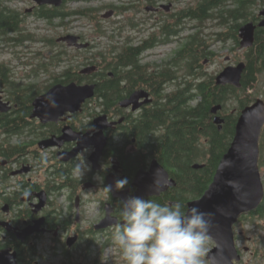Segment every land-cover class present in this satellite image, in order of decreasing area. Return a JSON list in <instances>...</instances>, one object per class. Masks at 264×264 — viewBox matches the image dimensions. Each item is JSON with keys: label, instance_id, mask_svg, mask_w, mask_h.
Masks as SVG:
<instances>
[{"label": "flooded vegetation", "instance_id": "1", "mask_svg": "<svg viewBox=\"0 0 264 264\" xmlns=\"http://www.w3.org/2000/svg\"><path fill=\"white\" fill-rule=\"evenodd\" d=\"M103 1L63 0V5L57 8L41 7L30 0L22 14L23 25L28 18L43 21L40 17L43 9L70 14L73 12L68 8L71 3L92 5L95 2L103 4ZM205 1L118 0L117 5L97 8L102 12L103 20L91 21L99 35L92 38L74 34V22L70 16L53 23L46 21L50 26L63 29L62 36L56 39L36 37L26 33L24 27L26 38L11 33L0 34V264H88L92 250L100 247L102 253L101 248L108 247L110 241L107 237L111 236L115 225L105 229L97 227L109 216L119 217L121 202L136 196L138 188L134 183L137 174L140 170L150 171L155 160L148 156V150L139 149L138 133L134 130H138L139 118L150 112L153 115L171 92L179 88L181 78L168 80L163 73L171 68L177 76L181 75L182 65L178 66L175 60L186 58L188 37L204 28ZM208 1L214 3L217 0ZM240 1L220 0L219 3L226 5L222 9L235 11L239 9ZM249 1L243 0L248 19L238 22L239 30L245 24L253 22L258 25L263 20L264 0ZM0 3L6 6L5 1L0 0ZM258 5H263L261 11L252 13ZM108 13L112 16L104 18ZM114 17L124 20L115 21ZM211 22L208 21L205 28L210 50L213 43L222 44L216 41V34L225 33L227 28L225 24L218 25L220 19ZM234 24L231 21L228 27ZM103 25L107 26V31ZM145 29L150 32L141 36ZM127 31L129 33L125 35ZM261 34L264 37V29L257 28L255 42ZM68 36L78 37V44L60 41ZM148 37H151V56L158 49L176 47L167 61L150 63L151 90L132 84L128 76L132 65L117 59L127 55V51H137ZM232 42L230 40L228 44ZM34 45H46L50 56L38 51ZM250 49L239 47L237 50L248 52ZM142 63L148 64L143 60ZM201 64L206 68L211 62L207 59ZM114 65L117 67L113 68ZM75 86L96 88L95 97L85 101L79 111L62 103L64 96L58 101L59 94H50L56 88L65 90ZM99 89L120 91L126 96L116 103L108 101L109 108L106 109V104L98 100ZM137 91L148 92L151 103L137 110L133 106L122 107L121 102ZM102 116H106L112 126L104 131L107 143L98 164L91 161L97 150L93 145L72 157L80 146H84L85 136ZM164 130V126L151 124V136ZM81 153L90 166L84 177L73 173L77 157L83 159ZM259 166L260 170L264 168V128ZM123 178L128 179V185L122 191L115 190V181ZM108 185L113 186L111 193L104 188ZM173 188L176 187L169 188L161 197L173 192ZM25 190L32 193L31 197H23ZM157 198L160 197L145 199ZM263 207L264 200L258 211L240 217L233 228L235 247L241 256L235 264H243L248 253L252 256L258 254L247 246L241 248L240 244L246 236L245 224L264 232V213L259 212ZM246 239L248 243L254 242L253 238ZM212 242L215 248L216 243Z\"/></svg>", "mask_w": 264, "mask_h": 264}, {"label": "trees", "instance_id": "2", "mask_svg": "<svg viewBox=\"0 0 264 264\" xmlns=\"http://www.w3.org/2000/svg\"><path fill=\"white\" fill-rule=\"evenodd\" d=\"M83 1L90 2L91 0ZM219 1L211 3L206 0L204 2V28L195 36L188 37L185 45L186 58L175 60L178 66L182 65L179 70L182 74L177 76L176 71L171 68L163 73L164 78L168 80L181 78L179 88L171 92V96L156 108L153 115L150 112L139 118L138 130H134L138 133L139 149L148 150V156L156 159L177 183L173 192L155 201L160 204L178 201L184 205L185 211L188 203L202 198L213 183L219 164L233 142L241 111L257 101L255 94L248 92L255 87L259 76L264 74V37L262 34L258 36L254 46L245 53L247 66L240 89L229 85L217 86L216 75L210 74L202 66L203 61L209 59L213 63L217 56L209 49L211 43L205 29L208 21L213 22L220 19L218 25L225 24L226 32L216 34L218 37L216 41L226 46L231 40L233 41L232 50L237 51L240 47L238 38L240 24L238 22L241 19H248L247 8L243 0L240 1L239 9L235 11L222 9L226 5H221ZM217 8L220 10L214 11ZM209 9L212 12H208ZM100 12L95 8H80L70 14L43 9L40 17L43 21L50 23L55 22L56 19L64 20L68 16L98 21ZM231 21L235 24L228 27ZM23 32L22 14L0 3V34L11 33L12 36L26 38L28 35ZM146 51H151V37L145 39L144 45L140 46L137 51H127V55L117 59L126 65L128 63L132 65L128 71L132 84L145 86L151 90V64L142 63ZM116 67V65L113 66V68ZM125 96L126 94L120 91L111 92L102 89H99L97 93L98 100L106 104V109L109 108L108 101L116 103ZM220 105L222 111L219 115L224 119L222 131L215 125L211 112L214 107ZM151 124L154 127L164 126L165 130L161 134L151 136ZM197 164L204 165V167L196 170L194 166ZM263 208L259 212L264 213Z\"/></svg>", "mask_w": 264, "mask_h": 264}, {"label": "water", "instance_id": "3", "mask_svg": "<svg viewBox=\"0 0 264 264\" xmlns=\"http://www.w3.org/2000/svg\"><path fill=\"white\" fill-rule=\"evenodd\" d=\"M34 1L41 7L53 6L58 8L63 5V0ZM111 16L112 14L108 13L104 15V18H110ZM261 16L263 20L258 25L251 22L242 26L239 30L240 48L242 50L254 46L257 28L264 29V10L261 12ZM60 41L69 42L72 45L78 44L79 38L68 36ZM225 61L229 63L230 58H225ZM245 70L246 63L244 62L239 63L237 66H227L215 77L216 85H229L240 89ZM50 94H59L57 95L58 101H61L62 96H64L62 103L70 104L73 107L72 109L79 111L85 101L95 97L96 88L95 86H75L65 90L56 88ZM142 99H144L143 102H141ZM149 103H151L150 94L145 91H137L130 98L122 101L121 106L124 108L133 106V109L137 110L142 105ZM221 111V105L211 110L214 123L220 131H222L224 124V119L219 115ZM111 126L112 124L108 123L106 116L98 118L95 128L84 138L86 143L84 146H80L72 157L76 156L80 150L93 145L97 150L92 155L91 161L94 165L98 164L107 143L104 131ZM263 128L264 101L258 99L241 111L233 142L222 158L209 189L202 198L188 203L187 210L191 207H199L201 211L211 214L208 217L212 224L209 239L216 243V247L207 255V259L211 264H235V262L241 260V256L235 247L233 228L240 217L258 211L264 200V184L259 166L260 140ZM92 133L95 134L90 138L89 136ZM225 161L230 162V166L221 169V165ZM203 167L204 165L197 164L194 169L198 170ZM134 184L138 188L136 196L143 199L161 197L169 188L177 186L175 179L171 178L170 173L156 159L152 161L150 171H139ZM155 184L160 187L159 191L155 192ZM111 223H114V221L108 217L97 228L105 229L114 226Z\"/></svg>", "mask_w": 264, "mask_h": 264}, {"label": "clouds", "instance_id": "4", "mask_svg": "<svg viewBox=\"0 0 264 264\" xmlns=\"http://www.w3.org/2000/svg\"><path fill=\"white\" fill-rule=\"evenodd\" d=\"M77 161L73 173L84 177L90 166L84 155L83 159L78 156ZM227 166L230 162L225 161L221 169ZM128 183L127 178L117 179L115 190L122 191ZM104 188L110 193L113 191L112 185ZM154 190L159 191L160 187L155 184ZM22 195L29 198L32 193L25 190ZM210 215L199 207L185 211L178 201L160 204L130 196L121 202L119 217L109 216L115 228L111 233L109 254L101 259L102 264H109L117 253L124 264H205L212 227Z\"/></svg>", "mask_w": 264, "mask_h": 264}, {"label": "rangeland", "instance_id": "5", "mask_svg": "<svg viewBox=\"0 0 264 264\" xmlns=\"http://www.w3.org/2000/svg\"><path fill=\"white\" fill-rule=\"evenodd\" d=\"M3 1H5L6 5L9 6L10 8L17 10L21 14H23L25 10V5L28 4L30 0H3ZM110 4L117 5L118 0H104L103 4H101L100 2L99 3L95 2V3H92V5L91 4L87 5L86 3H71L68 6V8L72 11H75L80 8L97 9V8L103 7L105 5H110ZM262 8H263V5L262 6L258 5V7H255L252 10V13L258 14ZM101 14L102 12L99 14V18L100 20H103L101 19ZM26 20H27V23L23 25V27L25 28V31H27L26 33L33 34L36 37H47V38H53V39H56L59 36H62L63 29L58 27L57 25L50 26L45 21H37L34 18H28ZM113 20L115 21L124 20V18L119 19L118 17H114ZM72 21L74 22L73 24L74 34L86 36L88 38L99 36L96 34V29L94 28L93 23H91V20L87 18H83V19L72 18ZM103 26L106 30L107 26L106 25H103ZM149 32L150 31L148 29L147 30L145 29V32L143 31L140 34L141 36H146L148 35ZM128 33L129 32L127 31L125 35H127ZM33 47L37 48L38 51H42L45 55L50 56V50L48 49L46 45H36V46L34 45ZM231 48H232V44L223 46L220 43H213L211 50H213V52L216 53L217 57L215 58V61L211 63V65L206 67V71L209 72L210 74L217 75L221 71H223L227 66H230V65L237 66L239 63L244 62L246 51L237 50L233 52ZM174 50H176L175 46H171L163 50L158 49L155 52H153L152 56H151V51L147 52L144 55L143 62L150 64V63H160V62L167 61L172 56ZM227 57L231 58L229 63H226L225 61V58ZM248 93L255 94L257 100L261 99L264 101V74L259 76L258 83ZM260 172H261V177H262V181L264 184V168L261 169ZM243 230H245L246 236L244 237V240L240 244L241 248H243L244 246H247L253 252H258L256 256L255 255L252 256L250 253L246 254L243 264H264V256H262L264 255V244L260 243L261 241L264 242V232L254 230L253 227L247 226V224H245V226L243 227ZM246 238H253L254 242L248 243ZM107 239L110 241L108 247L106 249L101 248V250L103 251L102 253L104 255L102 256V253H100L101 252L100 247L99 249L92 250L93 254L88 259L87 261L88 264H94L95 261H98V260L99 261L95 264H102L101 259L105 258L109 254V248L112 243L110 235H108ZM103 240H106V237H103ZM208 247H209V252L214 249V243L212 242L211 239H209ZM109 264H124V262L122 261L121 257L117 253L116 255L112 257V261H110ZM205 264H211L210 261L207 259V256L205 257Z\"/></svg>", "mask_w": 264, "mask_h": 264}]
</instances>
